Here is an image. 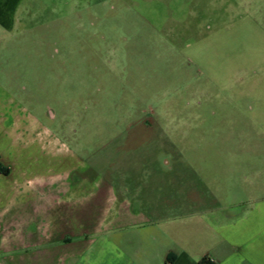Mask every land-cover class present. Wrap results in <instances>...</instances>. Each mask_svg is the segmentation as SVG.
<instances>
[{"label": "rangeland", "instance_id": "374dc122", "mask_svg": "<svg viewBox=\"0 0 264 264\" xmlns=\"http://www.w3.org/2000/svg\"><path fill=\"white\" fill-rule=\"evenodd\" d=\"M1 9L2 112L34 118L0 136L10 149L0 194L11 196L1 210L42 191L51 202L36 208L65 213L77 203L66 188L86 177L88 192L118 188L150 221L109 243L118 235L133 256L154 257L164 242L151 230L186 227L205 243L215 216L264 198V0H21L13 18Z\"/></svg>", "mask_w": 264, "mask_h": 264}, {"label": "crops", "instance_id": "0c3cea01", "mask_svg": "<svg viewBox=\"0 0 264 264\" xmlns=\"http://www.w3.org/2000/svg\"><path fill=\"white\" fill-rule=\"evenodd\" d=\"M20 1L1 0L0 9L13 18ZM4 106L0 105L2 138L11 135L12 121H21L25 127L31 126L34 118L27 114L21 118L17 115L14 119H5L2 112ZM21 129L22 126L18 128L19 131ZM4 152L10 153V149ZM1 169L0 166V175ZM77 184L82 188L76 192L66 188L74 199L72 204L77 202L66 211V221L59 220L66 212L49 209L47 204L48 209L41 210L32 203L39 199L51 202L48 192H36L31 196L24 193L21 195L22 209L13 214L0 209V264H200L202 260L204 264H264V198L237 216L226 215L221 219L215 216V224L210 229L211 241L205 243L196 232L189 231L194 234L187 237L186 227L151 230L154 234H162L163 245L153 253L154 257L152 254L148 256V252L146 257H136L124 250V242L118 240V235L114 245L110 244L108 234L150 221L138 210L131 211V205L126 203L128 200L121 190L118 192V188L113 190L111 187L110 190L100 185L104 192L92 194L88 192V187L85 188L88 178H79ZM94 184L99 185L100 182ZM114 184L119 186V183ZM4 192L0 194V203L11 198ZM108 194L115 197L111 203H108L111 197ZM54 213L56 224L43 222L38 227L34 226L39 217L45 219Z\"/></svg>", "mask_w": 264, "mask_h": 264}, {"label": "trees", "instance_id": "16d2710c", "mask_svg": "<svg viewBox=\"0 0 264 264\" xmlns=\"http://www.w3.org/2000/svg\"><path fill=\"white\" fill-rule=\"evenodd\" d=\"M200 264H204V260H202V262H200Z\"/></svg>", "mask_w": 264, "mask_h": 264}]
</instances>
